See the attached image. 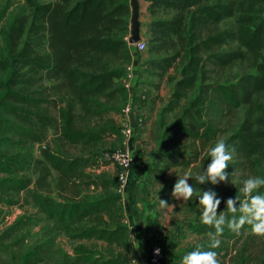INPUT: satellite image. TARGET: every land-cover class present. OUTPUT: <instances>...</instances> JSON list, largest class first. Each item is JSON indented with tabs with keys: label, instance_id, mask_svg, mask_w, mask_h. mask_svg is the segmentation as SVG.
<instances>
[{
	"label": "trees",
	"instance_id": "1",
	"mask_svg": "<svg viewBox=\"0 0 264 264\" xmlns=\"http://www.w3.org/2000/svg\"><path fill=\"white\" fill-rule=\"evenodd\" d=\"M147 1L152 13L159 9L173 12L168 18L148 22V47L163 55L147 61V73L163 77L173 66L176 71L166 76L174 84L164 110L173 109L191 94L181 117L165 127L164 135L169 139L182 135L196 143L199 150L194 151L193 161L198 160L199 151H208L223 138L232 152L225 169L228 180L246 168L258 167L264 160V0ZM25 2L29 12L13 15L0 29V205L17 204L19 193L28 191L31 183L46 185L50 169L58 172L57 196L29 191L38 211L52 223L11 264H46L50 257L46 251L58 234L103 240L109 256L95 247L76 244L71 253L58 249L51 264H121L126 255L119 247L133 248V244L122 224L117 198L77 197V183L98 184V178L89 179L85 168L95 166L97 146L104 142L108 127L92 120L119 113L118 100L126 98L125 88L115 79L122 74L119 62L128 63L135 50L126 37L130 30L128 0ZM229 17L234 18V29L217 30V24ZM228 40L237 46L221 50ZM236 62H245L249 70L234 81L221 80L222 72ZM43 81L53 83L44 86ZM50 89H65V96H51ZM51 107L57 111L59 136L86 148V153L67 157L44 147L41 157L35 158L26 143L43 139L53 119ZM236 111L242 112L241 119L230 129L229 118ZM110 129L119 131L117 126ZM178 163L188 164L189 159L181 158ZM31 168L34 179L26 172ZM220 182L205 181L201 190L213 191ZM259 191L264 192V186ZM236 195L240 193L228 197ZM5 216L0 208V222ZM37 221L19 215L8 230H21ZM189 227L197 234H215V227L203 222L189 223ZM2 235L10 236L3 232L0 241ZM258 235L248 224L238 232L225 225L214 251L228 254L229 264H264V247L258 250L256 245ZM16 241L10 239L0 247L10 248ZM230 242L231 248L226 247ZM209 243L199 244L207 247ZM112 244L118 249L115 255Z\"/></svg>",
	"mask_w": 264,
	"mask_h": 264
},
{
	"label": "rangeland",
	"instance_id": "2",
	"mask_svg": "<svg viewBox=\"0 0 264 264\" xmlns=\"http://www.w3.org/2000/svg\"><path fill=\"white\" fill-rule=\"evenodd\" d=\"M39 1H53V0H39ZM129 3V16L128 21L130 23L131 8L130 0ZM139 3V22H140V39L145 41V48L142 51L133 50L131 58L128 63L121 64L119 62L122 72L126 70L128 65L133 66L134 74L131 82L133 83L132 88L125 89L126 98L118 100L120 110L127 104L131 105V123L135 127L134 139L129 142L131 144L134 154L133 166L135 170H139L144 166H148L149 169L145 171V177H143V183L141 188L135 185V179L133 175L129 176L128 192L127 197L124 201L118 199L114 194V183H115V168L108 162L102 160V154L104 152H112L114 150L123 149L126 145L123 143V138L120 136L119 131H112L110 126L118 127L119 113L110 112L102 119H93L92 122H99L103 126L108 127L105 140L102 144L97 146L95 154L96 163L94 165L87 166L85 173L90 175L89 179L98 178L97 185L90 184L85 185L84 181H79L78 190L79 195L77 197L86 196L89 199L98 198L105 195H112L117 198V204L122 214V224L128 229L130 235V241L132 242L131 234L134 232L131 229V223L129 221L128 208L131 210L132 219L134 221H140L141 218H147V222L151 224L157 223L158 229L163 233L164 241H160L165 250V246H170L171 250L168 252L169 256L164 261V264H180L181 257L186 253L187 249L199 244L208 243L211 241L213 235L210 233L197 234L191 230L189 223L202 222L201 221V205L194 196L189 201H184L181 198L174 197L172 195V187L177 178L183 175L185 172H197L200 168H203L209 161L207 157V151L201 150L198 154V160L193 161L192 156L195 150H199L196 143L188 140V138L182 135H176L173 139H169L164 135L163 131L165 127L181 117L183 108L187 105L190 100L191 94L183 96L179 103L171 110L165 111L164 108L171 99V93L173 89L174 81H169L166 76L167 74L175 75L174 66L171 67L166 74L162 77H155L147 73L146 68L148 67L147 61L152 58H157L163 55V52L152 51L148 47L147 38L148 34V22L155 18H168L173 12L170 10L159 9L155 12H150L147 0H138ZM29 8L25 0H0V29L5 27L9 19L16 14H27ZM235 27V21L233 17L225 18L220 21L216 29H230L233 30ZM128 37L130 30H128ZM132 46V45H130ZM237 46V43L232 40H228L223 44L220 49L227 50ZM133 48V47H132ZM135 61V64H132ZM245 62H236L232 66L226 68L220 78L221 80L234 81L236 77L242 72L248 71ZM0 77L2 73L0 72ZM120 83L119 80H115ZM53 81H43L45 85H51ZM65 89L57 92L56 89H50L49 94L56 96L57 98L65 96L63 94ZM50 113L53 119L44 131V137L39 142H29L30 149L33 152L35 158H40L41 148H47L57 154L72 157L79 154L86 153L87 149L76 144H71L63 140L59 136L58 121L56 118V109L51 107ZM241 111H236L229 118V128H233L240 119ZM93 124V123H92ZM224 136V135H223ZM181 158L189 159L188 164H180L178 161ZM192 160V161H191ZM140 164L142 166H140ZM169 170H175L169 173ZM31 169L26 172L30 174L33 179L35 173ZM51 173L47 176V184L38 187L35 183L29 185V190L22 191L18 195V203L13 206L0 205V208L6 213L7 218L0 222V234L3 232H9L10 236L6 237L2 235L0 243H10V239L17 238L15 244H12L10 248L1 246L0 250V263L11 264L17 254L23 251L27 247L35 244L40 236L44 232V228L51 225L52 221L46 216L39 212L37 207L33 204L29 191L41 190L48 192L51 196H57V176L58 172L54 169H50ZM264 176V160L260 161L258 167L246 168L243 171L238 172L233 178L225 181H221L215 191L216 195L221 198V203L218 206L217 211H221L225 206V199L231 193L239 192L240 181L246 179L249 176ZM97 180V179H96ZM102 183L101 184V181ZM159 182L162 183L163 187L159 188ZM188 182L193 184L195 187L201 189L204 182H197L193 177L188 178ZM141 191V195L139 194ZM78 194V193H77ZM159 199H164L167 203L166 206H162ZM136 204L134 205V203ZM129 203V204H128ZM129 207L127 208V206ZM134 209H133V207ZM137 207V209H136ZM146 208V212L143 210ZM25 215L31 218H38L36 224H30L24 228L15 229L12 231L8 230V226L13 220L19 216ZM149 224V225H151ZM148 229V226H147ZM134 234V233H133ZM219 238V237H218ZM257 249L264 247V235H258L257 238ZM52 247L50 251H46V254L50 256L47 258L46 264H51V260L57 256L56 251L62 249L72 252L73 246L76 244H83L87 247H95L105 256H109L106 252V242L103 240L95 239H70L63 234L56 235L52 240ZM159 243V241L152 242V244ZM133 244V242H132ZM150 245V246H151ZM225 246L231 248V242L225 243ZM114 248L113 254L115 255L117 247L112 244ZM120 251L126 255V258L121 264H129L130 259H136L135 264H143L136 254L134 248L119 247ZM10 250H12L10 252ZM149 251V249H148ZM148 251L146 252V262L148 257ZM166 254V250H165ZM15 256V257H14ZM14 257V258H13ZM216 259L220 264H229V255L225 254L224 251L217 253ZM37 264H43L38 262ZM134 264V263H133Z\"/></svg>",
	"mask_w": 264,
	"mask_h": 264
},
{
	"label": "clouds",
	"instance_id": "3",
	"mask_svg": "<svg viewBox=\"0 0 264 264\" xmlns=\"http://www.w3.org/2000/svg\"><path fill=\"white\" fill-rule=\"evenodd\" d=\"M207 157L210 159L203 168L197 172H185L175 180L172 187V195L184 201H189L195 196L202 206L201 221L215 227V234L207 247L196 244L190 252H186L181 257L180 264H218L217 253L214 249L221 243L218 234L223 233L225 225L232 231L238 232L243 225L248 224L253 233L264 235V192L259 191L261 186H264V176H249L241 180L240 195L226 198V210L217 211L221 198L216 195L215 191L201 190L190 184L188 178L193 177L197 182L210 181L213 184L228 180L229 172L225 169L232 159V152L225 140L221 138L208 148ZM168 171L169 173L175 172L169 169ZM162 187V183L159 182L157 191ZM237 200L240 201L238 206ZM159 202L162 206L168 203L164 199H159ZM237 211L240 212L238 216L234 215ZM229 213L233 215L229 216ZM154 251L159 253V248ZM135 262L137 260L134 258V264Z\"/></svg>",
	"mask_w": 264,
	"mask_h": 264
},
{
	"label": "built area",
	"instance_id": "4",
	"mask_svg": "<svg viewBox=\"0 0 264 264\" xmlns=\"http://www.w3.org/2000/svg\"><path fill=\"white\" fill-rule=\"evenodd\" d=\"M135 51H142L145 48V41L139 39L135 44ZM134 70L132 65H128L126 70L122 72L119 78L120 84L125 89H131L133 83L131 82L133 78ZM131 105L127 104L119 112L118 128L120 136L123 138V143L126 145L123 149L114 150L112 152H104L102 154V160L108 162L115 168V196L120 200H125L127 197V188L129 184V172L133 165L134 154L129 147V142L133 139L135 127L131 123ZM130 158V159H129ZM128 161V162H127ZM5 216V218H7ZM159 248V253H156L154 249ZM165 250L163 245L159 243H153L149 247L148 257L146 264H164L166 259ZM134 259L129 260V264H133Z\"/></svg>",
	"mask_w": 264,
	"mask_h": 264
},
{
	"label": "crops",
	"instance_id": "5",
	"mask_svg": "<svg viewBox=\"0 0 264 264\" xmlns=\"http://www.w3.org/2000/svg\"><path fill=\"white\" fill-rule=\"evenodd\" d=\"M132 64H135V61H132ZM134 139V136H133ZM131 149L133 150L132 144L130 145ZM140 166H142L140 164ZM149 169V167L146 165L142 168H140L139 170H135V167L132 165L130 168V172H129V176L133 175L135 179V185L139 186V188H141L143 181V177H145V171H147ZM128 192V189H127ZM114 194H115V188H114ZM139 194L141 195V191H139ZM124 201V200H123ZM129 204V203H128ZM136 204V202L134 203V205ZM137 205V204H136ZM129 207V205L127 206V208ZM133 207V206H132ZM134 209V207H133ZM137 209V207H136ZM143 212H146V208H144ZM127 213H129V221L131 223V229H133V233L131 234L132 236V242L134 245V248L136 250V254L138 255V257L143 260V264H146V252L148 251L150 245L152 242H156V241H164V236L163 233L158 229V225L156 223L155 224H151L152 222H147V218H141L140 221H138V223H136L137 221H134V219H132V215H131V210L128 208ZM151 224V225H149ZM148 226V229H147ZM165 250H166V256L168 255V252L171 250L170 246H165ZM167 258V257H166Z\"/></svg>",
	"mask_w": 264,
	"mask_h": 264
},
{
	"label": "water",
	"instance_id": "6",
	"mask_svg": "<svg viewBox=\"0 0 264 264\" xmlns=\"http://www.w3.org/2000/svg\"><path fill=\"white\" fill-rule=\"evenodd\" d=\"M131 18H130V35L127 41L130 45L135 44L140 39L139 29V3L138 0H130Z\"/></svg>",
	"mask_w": 264,
	"mask_h": 264
}]
</instances>
